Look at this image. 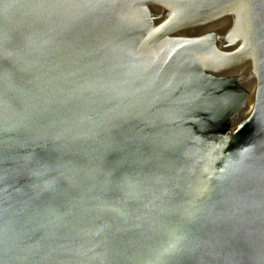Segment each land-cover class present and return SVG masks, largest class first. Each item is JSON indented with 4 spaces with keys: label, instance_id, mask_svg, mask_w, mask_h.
Segmentation results:
<instances>
[{
    "label": "water",
    "instance_id": "1",
    "mask_svg": "<svg viewBox=\"0 0 264 264\" xmlns=\"http://www.w3.org/2000/svg\"><path fill=\"white\" fill-rule=\"evenodd\" d=\"M0 264H264V0H0Z\"/></svg>",
    "mask_w": 264,
    "mask_h": 264
}]
</instances>
